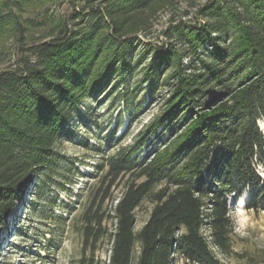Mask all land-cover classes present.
Here are the masks:
<instances>
[{"label":"trees","instance_id":"16d2710c","mask_svg":"<svg viewBox=\"0 0 264 264\" xmlns=\"http://www.w3.org/2000/svg\"><path fill=\"white\" fill-rule=\"evenodd\" d=\"M23 1L0 0V57L11 37L18 53L0 70V235L79 106L148 61L149 100L162 81L171 88L132 142L99 150L78 216L82 250L106 239V264H224L218 254L235 253L231 201L249 193V207L264 209V0H85L77 26L62 20L31 45L12 10ZM181 2L191 9L178 15ZM163 11L159 47L147 39ZM144 200L153 207L137 229Z\"/></svg>","mask_w":264,"mask_h":264},{"label":"rangeland","instance_id":"374dc122","mask_svg":"<svg viewBox=\"0 0 264 264\" xmlns=\"http://www.w3.org/2000/svg\"><path fill=\"white\" fill-rule=\"evenodd\" d=\"M84 5L85 0H24L12 10L27 19L25 39L31 45L35 41L49 40L62 20L77 26L79 20L75 15ZM179 5L178 15L191 9L187 2ZM169 16L170 11L161 13L147 39L159 47L166 41L161 32L168 25ZM15 45L16 39L8 38L3 50L9 51L0 57V70L16 63ZM147 64L148 61L140 64L134 77H128L119 89L100 94L99 101L79 106L69 136L59 139L54 146L55 159L50 167L35 173L33 181L20 193L23 199L19 200L0 235V264H89V258H92L91 264H106L108 240L99 243L95 252L93 249L83 251L78 216L88 198V188L97 179L94 174L99 152L108 154L120 142H132L137 131L161 111L162 98L169 93L171 85L162 81L157 90L159 97H156L160 101L149 100L148 82L140 73ZM261 122L264 125V121H260L264 131ZM257 169L264 179V166ZM123 187L120 180L113 192L120 194ZM249 197L246 193L231 201L236 221L235 253L226 258L218 254L224 264H264V209H251ZM152 207L148 200L142 202L137 211V229L148 220ZM56 218L60 223L54 220ZM177 261L187 264L181 258Z\"/></svg>","mask_w":264,"mask_h":264},{"label":"bare ground","instance_id":"6f19581e","mask_svg":"<svg viewBox=\"0 0 264 264\" xmlns=\"http://www.w3.org/2000/svg\"><path fill=\"white\" fill-rule=\"evenodd\" d=\"M261 125H262V128H264V125H263V123L261 122Z\"/></svg>","mask_w":264,"mask_h":264}]
</instances>
